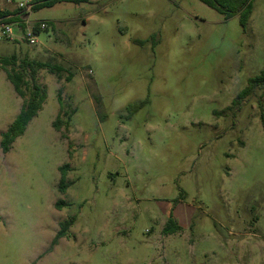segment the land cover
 Segmentation results:
<instances>
[{"label":"rangeland","instance_id":"rangeland-1","mask_svg":"<svg viewBox=\"0 0 264 264\" xmlns=\"http://www.w3.org/2000/svg\"><path fill=\"white\" fill-rule=\"evenodd\" d=\"M30 20L50 25L38 45L0 43V143L24 104L1 59L63 71L36 70L44 108L0 148V264H264V89L239 99L264 68V0L246 29L199 0H60Z\"/></svg>","mask_w":264,"mask_h":264},{"label":"trees","instance_id":"trees-1","mask_svg":"<svg viewBox=\"0 0 264 264\" xmlns=\"http://www.w3.org/2000/svg\"><path fill=\"white\" fill-rule=\"evenodd\" d=\"M60 0H34L33 10H40L44 7H51L56 2ZM79 1V0H76ZM208 7L220 12L224 15L226 20H229L237 15L240 17L241 26L246 29L249 20L252 16L254 9V0H199ZM19 10L6 11L0 9V21L7 23H14L19 20L18 17ZM1 65L7 74V79L13 86L16 94L24 99L23 107L11 124L9 129L4 132L1 136L0 148L3 154L10 152L13 144L16 140L24 135L29 123L43 110L44 105L48 98V91L46 87L39 85L35 82V72L37 69L47 68L51 73L60 75L63 68L59 65L51 64H38L37 67H33V64L23 61L22 65L18 67V59L15 55L11 57H4L1 59ZM11 67V69H8ZM31 76V83H29L28 77ZM71 81V77L68 78ZM264 89V68L261 73L254 78L249 80V87L244 90L240 95L239 99L243 100L247 98L251 93H254L257 88ZM58 102L61 106L59 115L53 123V128L57 131H61L62 128V114L63 112V100L61 92L58 95ZM144 103L141 102L137 104L134 109L137 110ZM262 121L264 126V114L262 115ZM69 124V123H68ZM71 156V153H70ZM69 164H65L59 168L61 173V180L59 184V191L65 194L69 187L72 185L71 182L67 180ZM65 203L63 201H58L56 203V209L61 210ZM76 217H71L67 220L60 222V230L53 242L56 244L57 241L63 237L67 236L69 229L75 224ZM181 230V226L171 215L168 219L166 225L164 226L163 232L165 235H172L178 233Z\"/></svg>","mask_w":264,"mask_h":264},{"label":"built area","instance_id":"built-area-1","mask_svg":"<svg viewBox=\"0 0 264 264\" xmlns=\"http://www.w3.org/2000/svg\"><path fill=\"white\" fill-rule=\"evenodd\" d=\"M7 1L10 4H15L16 10H19V20L14 23L0 21V43L19 40L26 42L29 46L38 45L41 34L48 31L50 25L46 21L32 22L30 20L34 8V0Z\"/></svg>","mask_w":264,"mask_h":264}]
</instances>
